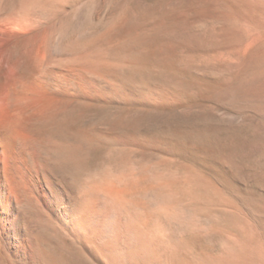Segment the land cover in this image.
<instances>
[{"label":"bare ground","instance_id":"obj_1","mask_svg":"<svg viewBox=\"0 0 264 264\" xmlns=\"http://www.w3.org/2000/svg\"><path fill=\"white\" fill-rule=\"evenodd\" d=\"M84 1L0 0V264L87 263L84 256L95 264H162L166 229L159 224L160 214L152 213L162 207L161 183L146 173L113 177L109 164L115 150L188 151L229 178L239 175V149L214 136L206 142L192 136L178 142L177 134L165 138L162 130H149L154 118L95 114L111 102L137 101L142 108L156 109L173 92L166 95L151 84L163 71L158 57L165 52L151 48L145 27L135 23L140 1L136 11L134 5H122L107 25L95 30L83 26ZM235 37L227 41H237ZM176 57L168 66L176 71L171 79L176 90L213 87L216 98L223 96L227 103L239 102V94L249 92L242 82L245 70L231 84L221 69L217 73L212 66L184 64V56ZM226 64L231 65L221 66ZM260 77L263 83L255 93L262 97L264 70ZM252 165L253 179L264 184V165ZM150 188L155 191L151 198L146 194Z\"/></svg>","mask_w":264,"mask_h":264},{"label":"rangeland","instance_id":"obj_2","mask_svg":"<svg viewBox=\"0 0 264 264\" xmlns=\"http://www.w3.org/2000/svg\"><path fill=\"white\" fill-rule=\"evenodd\" d=\"M139 1L140 8L137 7ZM85 2L88 3L85 4L83 26L92 30L104 27L106 22L107 25L119 10L135 6L131 10L136 11L137 7L136 12L139 16L135 23L138 21L139 24L141 21L145 27L146 39L150 37L148 41H152L151 48L160 46L165 52L158 57L163 68L160 73L162 75L159 74L157 76L159 79L155 77L152 79L153 83L151 80L150 83L154 84L156 90L162 93L166 91L164 93L166 95L171 92L176 94L166 96L163 105L156 109L145 106L142 108L143 105L137 101H134V104L132 101V105L129 104L131 102H111L98 107L94 111L95 114L99 118L130 115L154 118L155 123L149 126V130L153 128L158 132L162 130L165 138L170 134L174 136L177 134L178 142L188 140L191 136L206 142L207 137L211 135L221 144L234 145L237 150L239 149L237 152L243 160L238 172L239 179L236 180V177L233 179L229 178V175L226 176L214 163L212 165L205 158L199 157L200 155L188 151L176 155L167 147L158 151L127 147L124 151L115 150L112 153L109 164L112 168L109 169L113 177L146 173L151 181L158 180L161 183V198L166 203L162 201L159 212H155L157 211L155 207V211L151 212L159 213V224L166 226L164 228L161 226L163 230L166 229L163 233L162 264H264V184L256 183L251 169L252 164L264 165L262 100L264 96L255 93L256 88L263 83L260 75L264 70V0H85ZM142 5H145L144 8ZM139 12L144 14V20ZM160 20L164 22L161 23ZM230 36H236L238 40L232 43L227 41V37ZM180 55L184 56V64L192 63L204 68L212 66L216 71L221 69L231 84L239 82L240 78L235 75L239 70H245L242 82L249 92L247 90L240 93L239 102L227 103L222 99L223 96L221 100L216 98L218 92L213 87L207 88L203 85V88L200 86L190 88L186 85L180 88V91L178 87L176 90L171 80L176 71L170 67L177 61L176 56ZM256 58L260 62L257 63ZM224 63L231 65L221 66ZM196 72L201 74L200 71ZM185 73L182 76L188 80L190 75L185 76ZM161 85L164 90L161 89ZM192 126L200 129H192ZM227 134L228 136L224 137ZM230 135L233 138L229 137ZM247 163H250L251 167L250 165L247 167ZM119 174L121 176H118ZM261 174L264 179V168ZM146 194L151 198L155 191L150 188ZM82 258L83 261H88L81 262L83 264H95V259L93 261L92 258L85 256ZM78 262L73 264H81ZM96 263L98 264L97 261Z\"/></svg>","mask_w":264,"mask_h":264}]
</instances>
